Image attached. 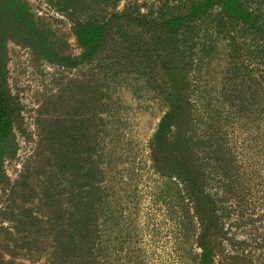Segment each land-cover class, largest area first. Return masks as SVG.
Segmentation results:
<instances>
[{
  "label": "rangeland",
  "instance_id": "rangeland-1",
  "mask_svg": "<svg viewBox=\"0 0 264 264\" xmlns=\"http://www.w3.org/2000/svg\"><path fill=\"white\" fill-rule=\"evenodd\" d=\"M26 1L48 24L55 51L67 57L78 56L81 48L69 19L47 0ZM249 1L251 6L261 5L264 20V3ZM139 2L159 4L161 0ZM125 4L122 1L119 8ZM206 25L195 34L191 51L193 127L197 134L206 136L211 110L219 111L223 143L219 158L232 166L233 175L228 180L219 174L217 156L204 137L197 157L204 167L203 187L213 194L217 214L225 219L229 240L222 244L223 252L250 254L258 259L264 255V42L250 37L244 44L240 67L243 75H251L246 87L255 94H244L248 104L241 109L242 93L233 91L240 86L228 83V68L235 62L225 35H216V30ZM7 45V87L13 112L0 166V228L8 239L7 245H0L1 264H50L54 258L57 264H64L63 255H58L61 259L53 255L57 245L54 236L40 239L33 235L28 238L31 243L25 244V237L19 233L24 226L19 225L18 216L11 221L6 209L11 190L18 188L21 192L23 175H32L30 185L35 188L39 168L61 148L77 159L81 171L65 190L62 209L67 231L74 219L82 217V203L87 199L86 165L88 153L92 154L93 180L99 188L96 226L98 245L103 250L100 264H197L204 226L195 216V203L185 195L182 184L179 190L154 169L150 156V139L165 109L162 99L139 88L141 83H137L139 90L135 93L134 81L125 78L110 80L106 89L96 65L73 66L39 59L28 46L13 40ZM106 91L109 95L104 98ZM70 168L68 176L72 180L77 171ZM20 194L18 207L24 203L34 206ZM210 236L211 229L208 240Z\"/></svg>",
  "mask_w": 264,
  "mask_h": 264
},
{
  "label": "trees",
  "instance_id": "trees-1",
  "mask_svg": "<svg viewBox=\"0 0 264 264\" xmlns=\"http://www.w3.org/2000/svg\"><path fill=\"white\" fill-rule=\"evenodd\" d=\"M47 1L69 19L81 53L75 57L58 54L50 43L48 24L33 13L26 0H0V166L12 128L13 98L7 87L8 42L13 40L30 47L39 59L57 60L73 66L96 65L106 89L110 80L125 78L134 81L135 93L144 87L162 99L165 109L150 139V156L154 169L178 189L179 183L182 184L185 195L195 203V216L204 226L199 239L202 252L197 264H264L262 254L257 259L250 254L223 252L222 244L229 240L225 219L217 214L213 194L203 187L204 167L197 159L204 137L210 143L211 153L217 156L218 171L223 178L231 179L232 166L223 164L219 158L223 155L219 111L211 110V125L205 129L206 136L197 134L193 127L195 107L190 82L195 34L210 24L216 35H225L228 51L235 62L228 68V83L240 86L233 91L242 93L240 108L247 106L244 94L252 97L255 93L247 90L252 78L250 74H242L241 56L250 37L264 42L261 5L251 6L249 0H161L159 4L139 0ZM122 1L126 4L119 8ZM260 2L264 3V0ZM213 9L216 14H211ZM137 83L142 86L138 88ZM107 95L109 92L106 91L102 97ZM91 158L90 152L86 165L87 199L82 203V217L74 219L71 230L64 227L65 190L81 171L76 166L77 159L62 148L43 162L46 164L39 168L35 188L30 185L32 175H23L21 192L18 188L11 190L6 208L10 220L15 221L18 216L19 225L24 226L19 233L25 237H22L25 244L31 243L28 238L33 235L40 239L54 236L57 245L53 255H63L64 264H100L103 250L98 245L96 226L99 188L93 180L95 168ZM71 166L77 171L72 180L68 176ZM19 193L23 200L28 202L30 199L34 206L28 207L24 203L19 208ZM12 211H19V214L15 216ZM210 229L211 242L207 238ZM3 232L2 227L1 246L8 244ZM222 233L224 236L220 240ZM27 247L31 250L30 245ZM57 262L54 258L50 264Z\"/></svg>",
  "mask_w": 264,
  "mask_h": 264
}]
</instances>
